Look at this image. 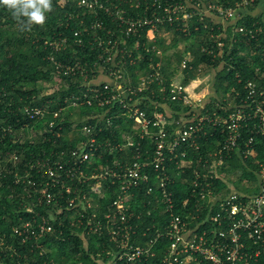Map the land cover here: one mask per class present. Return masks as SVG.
Listing matches in <instances>:
<instances>
[{
	"label": "built area",
	"instance_id": "obj_1",
	"mask_svg": "<svg viewBox=\"0 0 264 264\" xmlns=\"http://www.w3.org/2000/svg\"><path fill=\"white\" fill-rule=\"evenodd\" d=\"M67 1L59 0V3L64 5ZM74 1L80 8L75 13L80 19V28L73 31L75 43L82 46L86 39L91 49L98 51V54L91 66L93 77L88 80V74L83 73L84 90L66 98L67 106L97 105L105 107V110L90 116V119L95 120L93 123L81 126L80 131L87 138L70 150L68 160L47 159L41 163L46 166L43 175H48L52 186H66V191L71 192L73 184L77 196L70 197V208L77 205L92 207L93 199L87 193L78 191L81 189L80 184H91L92 191L98 194H102L105 180L109 182L108 187L116 185L117 194L102 218L88 223L87 232L105 236L106 244H109L104 248V253L98 252L90 264H129L143 257L153 258L151 264H259V257L264 253V157L259 158L260 148L264 150V73L256 79H239L240 88L234 89V93L228 91L225 97L218 100L214 110L204 111L206 103L201 105L187 99L186 89L194 81H198L199 87L204 76H207L206 70L200 67L198 75L184 84L182 71L191 66L193 58L192 51H187L179 64L177 75L172 79L169 96L171 100L182 101L191 109L182 114V119L175 120L167 117V114L171 115L167 110L156 111L148 117L141 107L142 97L137 96L155 82L164 84L165 78L160 70L162 60L153 63V59H149L148 71L137 75V85L128 72L130 66L144 60L145 52L157 48L155 44L151 47L149 44L156 41L160 26L178 24V29L188 32L190 18L197 15L205 28L214 31L212 23H215L220 31L217 34L212 31V42L202 45V51L212 55L213 59L223 56L227 42H230L231 48L234 35L238 32L248 39L263 41L259 37L264 34V27L236 25L237 20L244 16L246 7L254 0H239L229 6L217 0ZM133 10L140 12L133 14ZM73 16L72 13L69 18ZM229 26L233 28L232 37L226 38ZM68 43L69 38L61 32L42 42L49 49L46 57L66 75L77 72V65L64 63L55 57V53L62 51ZM156 53L162 55V49H157ZM161 90L164 92L166 87L163 86ZM65 107L61 106L55 111L54 117H58ZM48 110V104L23 108L29 119L45 116ZM118 116L133 119L136 132L124 134L121 142L107 138L100 142L98 135L111 126L113 119ZM151 126H156L157 130H152ZM6 130L8 128H3L4 135ZM244 131L251 133L248 138ZM135 134L141 137L148 134L154 142L147 159L139 150ZM208 134L221 139L219 147L209 152L210 163L206 158L200 159L203 160L204 168L211 166L206 172L195 171L190 196L199 200L190 202L187 199L184 202L186 213L181 214L176 209L174 191L170 187L173 182V175L169 172L172 160L177 156L180 145L188 143L199 147L198 139ZM103 146L123 152L130 149L131 154L124 161L114 157L113 161L119 168H109L104 161L95 160L97 156L102 157L100 150ZM134 149H137V153H134ZM182 153L185 155L184 151ZM233 153L257 166L255 170L248 165L257 179L250 184L249 178H245L241 183L250 190H243L229 182L230 190L224 193L218 190L213 178L220 176L217 175L218 167ZM12 158L16 160L17 156L13 155ZM3 161V153L0 152V171L4 170ZM191 163L192 160L185 159L175 166L180 173L185 171L186 166L191 167ZM84 165L87 168L93 166L91 173L84 170ZM231 178L237 182L236 175ZM68 180L71 184L67 183ZM31 184L37 183L32 180ZM40 184L37 196L40 203L55 201L59 208L47 210V214H33L13 227L14 234L22 243L34 241L32 246L38 248L42 247L41 238L57 230L55 222L61 223L59 214L63 207L59 204L63 192L52 193L49 182L43 185L41 181ZM137 192L151 194L158 201L157 205L161 204L162 210L168 214L157 226V235L147 239L146 243L139 242L142 238L137 242L133 239L139 226L135 222L136 213L131 203ZM27 210L32 212L33 208ZM72 225L77 226V222H72ZM162 230L163 233L160 232ZM198 230H202L199 235L196 233ZM161 234L168 239V244L158 258L157 244ZM143 235H147L146 232ZM5 242L0 240V245ZM7 244L9 250H14L12 243Z\"/></svg>",
	"mask_w": 264,
	"mask_h": 264
},
{
	"label": "trees",
	"instance_id": "obj_2",
	"mask_svg": "<svg viewBox=\"0 0 264 264\" xmlns=\"http://www.w3.org/2000/svg\"><path fill=\"white\" fill-rule=\"evenodd\" d=\"M223 2L226 6L234 5L239 0H217ZM241 1V0H240ZM53 11L47 14L46 23L43 26L33 25L30 31H21L17 21L13 18L10 10L0 5V152L3 153L4 170L0 171V240H6L12 243L14 250H9L5 242L0 245V264H79L84 262L90 264L98 252H103L106 244V237L97 232H87L90 220L102 218L113 198L117 194L116 185L108 187L109 182L104 181L102 194L92 191L91 184H80L81 193H87L88 197L93 199L92 207L87 205L69 206L70 197L77 196L73 184L71 192L66 191V186H52L48 175H43L46 169L44 163L50 160H68L70 150L76 148L79 141L87 137L82 134L80 128L86 123H93L90 119L93 114H99L105 110V107L94 106H67L66 98L73 93H81L84 90V75L88 74L90 80L93 72L91 68L98 51L92 50L91 45L85 39L82 46L75 43L74 30L80 28V19L75 13L80 8L74 0H68L64 5L59 0H52ZM137 14L140 10L131 11ZM72 18H69L71 14ZM244 16L237 20L236 25L246 28L264 27V0H254L246 7ZM91 18V16H88ZM90 21V19H86ZM188 32L178 29V24L170 26L162 25L157 31V39L149 44L156 45V49L145 52L143 61L130 66L128 72L133 78V83L138 84L137 75L148 71L147 65L149 59L153 63L162 60L160 70L164 75L163 85L153 83L150 87L140 91L137 96L142 97L141 107L146 111L147 116H152L156 111H165L166 105L172 110L171 115L167 114L169 119L180 120L182 114L191 109L189 105L182 101H173L169 96V88L172 79L179 71V64L185 57L187 51H192L193 58L190 61V67L184 69L182 81L188 84L199 73L200 67L216 69L214 88L218 94L225 97L230 91L240 88L242 85L239 79L257 78L264 73V34L259 38L261 42L255 39H248L241 33H237L233 45L229 48L230 42H227L226 51L223 56L213 59L212 55L202 51V45L212 42L211 31L205 28L204 23L199 20V15L190 18ZM214 24V33H219V29ZM198 26L196 29L195 27ZM233 28L229 26L226 29V38L232 37ZM62 33L69 38V43L60 52L55 53L57 59L64 63L77 65V72L66 75L62 70H57L54 63L48 59L49 49L43 46L42 42L46 38ZM170 33L172 39L169 43L165 39V34ZM145 36V32H143ZM145 40V38H143ZM183 44L180 46V44ZM157 49H162V55L157 54ZM44 83H56V86L50 93L43 92ZM165 86L166 90L161 89ZM212 98L211 102L206 103V109L210 111L216 108L219 102ZM48 104L49 110L45 116L29 119L23 112L25 106H45ZM61 106H66L58 117H54V112ZM116 111H113L115 113ZM53 123V126L50 124ZM134 120L126 116H118L113 119V124L105 128L98 135L100 142L111 139L121 142L124 134L135 133ZM106 126V125H105ZM3 128H8L5 135ZM30 129L37 131V137L32 139L27 133ZM152 130H157L156 126H151ZM250 132L244 131L248 138ZM26 135V136H25ZM138 137L139 150L145 159L152 152L154 144L152 138L146 134ZM221 139L208 134L198 139V145L191 146L183 143L178 148L171 163L170 174L173 175V182L170 187L174 191L175 206L179 213H186L184 202L188 199L195 202V198L190 196V188L195 171L206 172L209 167L204 168L201 158L210 159L209 152L219 147ZM262 145V142L261 144ZM260 148V147H259ZM185 152L183 155L182 152ZM261 150L260 157H264ZM102 157H95L96 161L105 162L109 168L118 169L113 158L116 157L122 161L130 153V149L123 151L111 150L108 146H103L100 150ZM137 153V149H134ZM131 154V153H130ZM17 156L13 159L12 156ZM192 160L191 167L186 166L185 171L179 173L175 166L181 160ZM127 160V159H126ZM211 161L209 160V163ZM97 164V163H96ZM248 165L253 169L257 166L251 161L243 160L237 153H233L226 158L218 167L219 177H214L213 182L218 190L229 192V182L234 183L243 190H250L249 187L241 185L245 178H249L250 184L256 181V175L251 172ZM84 170L91 173L93 166ZM216 175V176H217ZM236 175L237 182L231 178ZM228 180V182L225 180ZM19 180V181H18ZM35 180L36 185L31 184ZM45 182H49L51 192L56 194L63 192L60 198L61 208L60 221L55 222L57 230L41 238L42 247H35L34 241L22 243L21 239L14 234L13 227L19 224L23 219L30 218L38 212L47 214V210H56L58 203L46 200L40 203L38 194ZM93 183V182H92ZM157 191V189H156ZM158 201L153 199L151 194L137 192L134 196L131 206L135 210V222L138 224L137 233L133 236L137 242L146 243L147 239L157 235L161 219L168 216L162 210V205H157ZM33 208L30 212L27 209ZM188 207L193 206L189 205ZM95 214V216H94ZM140 214L137 219V215ZM167 214V215H166ZM94 216V217H93ZM77 222V226L72 225ZM158 226V227H157ZM146 232L147 235H143ZM163 233V230L160 231ZM199 235L202 230L196 231ZM136 237V238H135ZM133 240V241H134ZM168 244V239L161 234L157 244L158 258L163 254V249ZM104 253V252H103ZM156 260H158L156 258ZM154 259L137 260L129 264H151ZM264 264V253L259 257V264Z\"/></svg>",
	"mask_w": 264,
	"mask_h": 264
},
{
	"label": "clouds",
	"instance_id": "obj_3",
	"mask_svg": "<svg viewBox=\"0 0 264 264\" xmlns=\"http://www.w3.org/2000/svg\"><path fill=\"white\" fill-rule=\"evenodd\" d=\"M0 5L10 10L21 31H30L33 25L43 26L47 14L53 11L52 0H0ZM198 81H194L187 89V99L199 103L202 96L195 94L193 89Z\"/></svg>",
	"mask_w": 264,
	"mask_h": 264
},
{
	"label": "rangeland",
	"instance_id": "obj_4",
	"mask_svg": "<svg viewBox=\"0 0 264 264\" xmlns=\"http://www.w3.org/2000/svg\"><path fill=\"white\" fill-rule=\"evenodd\" d=\"M204 70H206L205 73L207 75L210 74V70H208V68H204ZM204 77L205 78H204L203 83L199 87H196L195 89H193L194 92H196L197 95L202 96V99L199 101V104L203 103L204 98L206 97L207 94H209L207 85L209 83L210 77H208V78H206V76H204ZM54 86H56V83H54L52 85H51V83H44L42 90L45 93H50V91L54 88ZM202 91H204L205 94ZM195 103H197V102H195ZM27 135L30 136V138H32V139H34V138H36L38 136L37 135V131L35 129H30V131L27 133Z\"/></svg>",
	"mask_w": 264,
	"mask_h": 264
},
{
	"label": "crops",
	"instance_id": "obj_5",
	"mask_svg": "<svg viewBox=\"0 0 264 264\" xmlns=\"http://www.w3.org/2000/svg\"><path fill=\"white\" fill-rule=\"evenodd\" d=\"M165 39L167 40V43H169L171 41V39H172V35L170 33H166L165 34ZM182 45L183 44L181 43L180 46H182ZM215 76H216V69H210V74L206 76V78L210 77L209 83L207 85L209 94H207L206 97L204 96L205 98L203 100V103H200L201 105L211 102L212 98L220 99V98L223 97L221 94H218L217 90L214 88ZM202 92L205 94L204 91H202ZM195 94H196V92H195ZM197 104H199V103H197ZM165 107H166V110L168 112H172V110L170 109V106L166 105Z\"/></svg>",
	"mask_w": 264,
	"mask_h": 264
}]
</instances>
